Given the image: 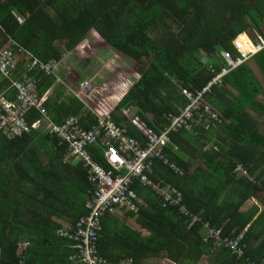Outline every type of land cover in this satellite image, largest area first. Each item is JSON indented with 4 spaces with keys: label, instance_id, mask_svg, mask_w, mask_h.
Masks as SVG:
<instances>
[{
    "label": "trees",
    "instance_id": "16d2710c",
    "mask_svg": "<svg viewBox=\"0 0 264 264\" xmlns=\"http://www.w3.org/2000/svg\"><path fill=\"white\" fill-rule=\"evenodd\" d=\"M254 32L264 36V0H0V50L13 49L18 68L11 81L0 75V95L15 98L12 83L27 79L30 57L60 62L53 77L34 74L55 124L80 116L85 126L96 121L95 112L114 115L144 145L124 114L129 104L161 133L192 104L184 91L202 95L194 109V118H205L202 127L171 129L151 176L177 188L200 221L189 227L179 207L164 208L163 198L135 182L137 210L117 208L102 217L97 246L109 263L264 264V134L247 112L253 107L264 115L258 98L264 91L248 64L218 79L228 69L221 52L237 57L233 41L241 34L256 40ZM102 50L122 60L110 82L95 94L66 85L70 93L62 95L65 75L81 66L88 71ZM78 51L84 57H75ZM253 59L264 80V50ZM206 108L222 122L207 121ZM39 117L34 112L30 121ZM68 144L40 131L11 140L0 135V264H73L70 241L59 230L89 216L96 187L81 163L65 162ZM94 157L108 168L100 153ZM239 164L248 175L235 172ZM209 229L221 230L223 239L243 234L245 256L238 261L229 249L205 242Z\"/></svg>",
    "mask_w": 264,
    "mask_h": 264
},
{
    "label": "built area",
    "instance_id": "2783aa9c",
    "mask_svg": "<svg viewBox=\"0 0 264 264\" xmlns=\"http://www.w3.org/2000/svg\"><path fill=\"white\" fill-rule=\"evenodd\" d=\"M250 42L251 49L248 50L238 38L233 41V46L239 54L237 57L230 51L221 52L228 69L224 70L218 79L247 64L257 53L264 50L263 34L257 33L256 40H250ZM57 69L56 60L44 64L39 59L30 57L27 64L29 74L26 76L27 79L12 83L11 88L16 93L15 98L11 100L5 95H0V133L7 140L30 134L35 130L55 134L69 143V152H67L69 158L65 162L81 163L84 170H87L89 180L96 187L87 204L91 213L71 227L69 231H64L68 225L59 230V234L66 241H70V248L73 251L69 257L70 262L73 264H112L99 254L97 246L99 233L102 231V217L106 213H114L117 208H126L128 211L137 210L138 195L133 188L135 182L163 198L164 208L168 205L179 207L180 214L189 217V227L199 222L200 218L189 212L184 203L183 194L177 188L165 180L156 182L151 176L154 174L155 161L158 158L164 159L162 153L170 142L169 131L171 129L186 128L187 131L192 132L194 127H202L198 125L204 122V116L198 115L194 118V109L200 105L199 97L202 95L194 98L184 91V95L192 100V104L185 109L183 114L172 117L171 124L161 133L148 128L139 116L126 108L125 116L130 118L132 124L145 138L144 145H142L138 139L130 135L127 126L118 123L114 115H100L95 112L96 121L94 123L88 121L85 126L80 116L71 117L61 125L55 124L39 96V80L35 79L34 74H42L49 78L56 74ZM15 73H18V68H16L13 49L8 47L1 49L0 75L11 81ZM85 87H89L88 83L81 84L80 91ZM205 111L209 117L206 118L207 121L222 122L219 113L212 112L209 108ZM34 112H38L40 117L31 122L30 117ZM94 152L104 157L108 168L95 159ZM236 172L247 175L242 165L236 168ZM243 237L240 235L236 239H223L221 230L209 229L205 242H212L215 248L229 249L238 260H241L246 252ZM24 246L26 244L22 245ZM121 264H133V260L126 258L121 261Z\"/></svg>",
    "mask_w": 264,
    "mask_h": 264
},
{
    "label": "rangeland",
    "instance_id": "374dc122",
    "mask_svg": "<svg viewBox=\"0 0 264 264\" xmlns=\"http://www.w3.org/2000/svg\"><path fill=\"white\" fill-rule=\"evenodd\" d=\"M255 33L256 32H254V34ZM152 35L154 37L156 36V34H152ZM78 55H79V58L84 57L83 52H81V51H78V53L75 54V57H77ZM96 56L98 57V60L95 62V64L93 66L90 67V69L88 71L86 70V68L81 66V67H79V68H81L80 69V72L82 73L81 75H76L75 72L72 71L71 73H67V75H65V80H62L61 82L64 85H68L70 88H72L73 86L75 87L78 84L88 83L89 88L87 90H89L91 88L92 81L93 82H99L101 84L100 87H102L103 84L109 83L110 82L109 80L112 78L111 70L115 69L119 65H122V60L117 58L114 55V53L110 52L109 50L108 51L102 50L101 52H97ZM250 65H251V67L254 66L252 64V62H250ZM64 68L67 71H68V69H71L67 65ZM257 75L260 77V81L264 82V80L261 78L260 74L258 73ZM99 83H97V84H99ZM85 88H87V87H85ZM85 88H81V91H83ZM64 93H70V92L69 91H66V92L63 91L62 95H68V94H64ZM91 97H94V95H91ZM259 102L263 105L264 104V98L259 97ZM247 112H248V114L251 115V117L253 119L256 120L257 127L264 134V115H262L257 109H255L253 107L248 108ZM217 141H219L218 142L219 144L223 143L221 139L219 140L217 138ZM215 146H217V145L215 144ZM45 160H47V158ZM117 216H120L122 219H124L127 222V224L129 226H131L132 228H135V229L139 228L138 223L133 218L128 216V212L120 211L117 213ZM64 224H65V222H64ZM161 263H162L161 261L156 262V264H161ZM166 264H169V263L167 262Z\"/></svg>",
    "mask_w": 264,
    "mask_h": 264
},
{
    "label": "crops",
    "instance_id": "0c3cea01",
    "mask_svg": "<svg viewBox=\"0 0 264 264\" xmlns=\"http://www.w3.org/2000/svg\"><path fill=\"white\" fill-rule=\"evenodd\" d=\"M247 34V33H246ZM248 35V34H247ZM248 37L249 38H251L249 35H248ZM252 39V38H251ZM250 62H252V64L254 65L253 67H251V65H250ZM247 64L249 65V67H250V69L253 71V73L255 74V76L258 78V80L260 81V77L257 75L258 73L260 74V76H261V72H260V70H259V68H258V66H257V64H256V62L254 61V59H251L250 61H248L247 62ZM76 75H81L82 73H80V72H78V71H76V73H75ZM63 76V75H62ZM261 78L263 79V77L261 76ZM63 80H65V78H63ZM260 83H261V85H262V90L264 91V82H261L260 81ZM61 88H62V90L64 91V92H66V89H69L68 88V86L66 87V85H64L63 83L61 84V86H60ZM65 87V88H64ZM259 97L260 98H264V94H260L259 95ZM258 97V98H259ZM264 105V104H263ZM254 200V202H256V203H258V201L256 200V199H253ZM259 209L260 210H262V206L261 205H259ZM123 259H125V258H123ZM122 259V260H123ZM133 260V259H132ZM157 261H161L162 263L161 264H166L168 261H165L163 258H154V259H151V260H149L148 262H147V264H156V262ZM133 264H134V261H133ZM170 264V263H169ZM174 264V263H173ZM203 264H208V262L207 261H204L203 262Z\"/></svg>",
    "mask_w": 264,
    "mask_h": 264
},
{
    "label": "clouds",
    "instance_id": "9594fccd",
    "mask_svg": "<svg viewBox=\"0 0 264 264\" xmlns=\"http://www.w3.org/2000/svg\"><path fill=\"white\" fill-rule=\"evenodd\" d=\"M256 34H257V33H256ZM241 35H242V34H241ZM241 35H240V36H241ZM240 36H238L237 38H239ZM237 38H236V39H237ZM250 40H253V39L250 38ZM257 54H258V53H257ZM253 58H254V57H253ZM57 62H58V61H57ZM59 66H60V62H58V68H59ZM57 70H58V69H57ZM55 75H56V74H55ZM55 75H54V76H55ZM61 77H62V74H61ZM98 80H99V79H98ZM80 82H81V81H80ZM97 83H99V82H93V81H92V85H91V88H90V89H93L94 93H95V91H99V90L101 89V87H100L101 84H100V83L97 84ZM80 85H81V84H78V85H77V86H78V91H80ZM88 88H89V87H87L83 92H86ZM90 89H89V90H90ZM73 93H74V92H73ZM35 131H36V130H35ZM40 132L43 133L42 131H40ZM0 135H1V133H0ZM1 136H2V135H1ZM2 137H3V136H2ZM3 138H4V137H3ZM4 139H5V138H4ZM214 147H215V149H217V148H218V145H217V146H214ZM239 165H242V164H239ZM239 165H237L236 168H237ZM242 166H243V165H242ZM243 167H244V166H243ZM244 169H245V171L247 172V175H248V171L246 170L245 167H244ZM235 172H236V170H235ZM239 175H240V176H243L244 174H240V173H239ZM192 215H193V214H192ZM198 217H199V216H198ZM241 235H243V234H241ZM243 236H244V235H243ZM246 249H247V248H246ZM245 253H246V252H245ZM237 260H238V258H237ZM238 261H240V260H238ZM171 263L173 264L174 262H171ZM120 264H121V263H120ZM174 264H175V263H174Z\"/></svg>",
    "mask_w": 264,
    "mask_h": 264
},
{
    "label": "bare ground",
    "instance_id": "6f19581e",
    "mask_svg": "<svg viewBox=\"0 0 264 264\" xmlns=\"http://www.w3.org/2000/svg\"><path fill=\"white\" fill-rule=\"evenodd\" d=\"M238 40L243 43L245 49H251L250 39L246 35L242 34Z\"/></svg>",
    "mask_w": 264,
    "mask_h": 264
},
{
    "label": "water",
    "instance_id": "95a60500",
    "mask_svg": "<svg viewBox=\"0 0 264 264\" xmlns=\"http://www.w3.org/2000/svg\"><path fill=\"white\" fill-rule=\"evenodd\" d=\"M132 107H135V103L134 102H132L131 104H129L127 108L130 109Z\"/></svg>",
    "mask_w": 264,
    "mask_h": 264
}]
</instances>
